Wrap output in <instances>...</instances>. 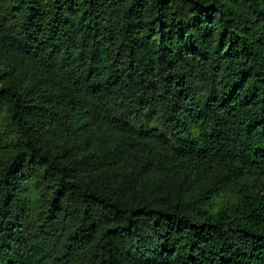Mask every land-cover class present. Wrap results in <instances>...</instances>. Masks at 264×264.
<instances>
[{
  "label": "trees",
  "instance_id": "trees-1",
  "mask_svg": "<svg viewBox=\"0 0 264 264\" xmlns=\"http://www.w3.org/2000/svg\"><path fill=\"white\" fill-rule=\"evenodd\" d=\"M0 115V264H264V0H0Z\"/></svg>",
  "mask_w": 264,
  "mask_h": 264
},
{
  "label": "rangeland",
  "instance_id": "rangeland-1",
  "mask_svg": "<svg viewBox=\"0 0 264 264\" xmlns=\"http://www.w3.org/2000/svg\"><path fill=\"white\" fill-rule=\"evenodd\" d=\"M2 119V115H0V121ZM38 191L35 188V186L33 185H28L26 192H25V198H26V206L33 210L32 212H34L35 210H37V201H38ZM220 199L216 200V205L220 204ZM212 207H214V205H211Z\"/></svg>",
  "mask_w": 264,
  "mask_h": 264
}]
</instances>
